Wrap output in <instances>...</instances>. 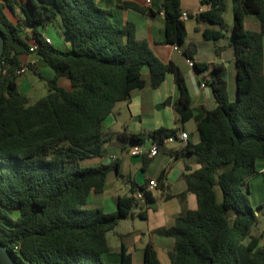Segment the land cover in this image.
<instances>
[{"label": "trees", "instance_id": "16d2710c", "mask_svg": "<svg viewBox=\"0 0 264 264\" xmlns=\"http://www.w3.org/2000/svg\"><path fill=\"white\" fill-rule=\"evenodd\" d=\"M199 2L209 8L189 17L217 26L203 29V39L223 38L225 0ZM163 4V43L181 46L187 30L179 18L180 0ZM231 4L234 99L228 95L224 67L193 61L194 42L182 51L197 71L210 68L207 83L216 106L200 108L198 142L185 147L199 164L184 175L197 206L156 230L173 239L169 264H264V228L257 234L258 215L247 196L248 180L260 173L256 163L264 160V0ZM8 12L18 16V22ZM248 16L256 20L257 29L245 26ZM19 20L31 26L36 52L55 72L46 81L47 93L33 102L16 83L20 57L30 53ZM54 22L70 41L69 48L56 49L42 39L39 29ZM0 33V243L18 264H131L123 245L118 263L105 262L111 251L107 233L133 213L138 192L145 201L152 200L151 192L135 185L128 195L116 198L114 212L87 208L88 196L103 190L117 161L94 165L86 160L104 157L112 134L105 132L103 122L115 105L128 102L133 89L158 88L167 73L178 91L176 120H189L193 112L183 74L176 63H163L146 40L138 39L132 24H114L110 11L95 0H0ZM58 76L69 80V90L56 84ZM174 133L158 128L151 138L160 147ZM115 136L133 145L146 139L142 132ZM138 215L146 217L145 212ZM142 254L143 264H161L150 243Z\"/></svg>", "mask_w": 264, "mask_h": 264}, {"label": "crops", "instance_id": "0c3cea01", "mask_svg": "<svg viewBox=\"0 0 264 264\" xmlns=\"http://www.w3.org/2000/svg\"><path fill=\"white\" fill-rule=\"evenodd\" d=\"M150 1V4L146 5L145 0H95L99 7L110 11V19L114 24L118 26H123L127 23L132 24L135 28L136 37L146 40L153 53L163 63L173 61L177 64L188 87L193 113L189 121L183 124L177 122L173 103L178 97V91L173 75L167 73L158 88L143 87L131 91L130 99L128 102H124V105L130 117L139 116L135 120L123 119L121 113L118 112V116L123 121L118 124V116L116 117L113 111L109 115V117H112L111 122L106 125L104 120V130L106 133L112 134V136L110 141L105 144L104 157L102 159H93L90 163L94 165L99 162L111 164L117 161V168L109 172L103 190L100 193L92 192L88 196L85 206L87 208H101L104 212L111 213L116 211V198L128 195L131 186L144 185L147 189L148 181L151 179H156L159 184L157 188L148 190L151 192L152 200H139L137 208L132 210L133 213L129 217L120 220L113 230L114 235L119 240V245L113 247L109 245L111 251L104 256V260L107 263L119 262L118 250L123 245L131 255V264H143V248L150 243L156 251L161 264H169L167 254L173 246V239L157 233L156 230L172 225L180 213L187 209L193 210L197 206L195 195L187 190L184 175L198 169L199 164L193 154L185 151V147L188 143L195 144L198 142L196 120L201 112L200 108L204 106L207 109H213L216 106V102L211 87L207 83L210 68L201 72L197 71L194 67L188 66L186 58L182 55L187 43L194 42L196 44L197 48L193 54V61L224 67L228 95L230 99L235 97V58L230 38L233 24L231 0H225L223 18L226 24V31L223 38L214 41L204 40L202 30L206 27L216 29L217 26L198 22L195 16H192L185 21V26L189 20H194L195 25L192 28L197 34L196 39L190 37L186 26V43L178 46L179 51L174 49V45L163 43L164 13L161 10L163 0ZM124 3H132L139 9L126 7ZM180 7L182 11L192 14L209 8L208 5L200 4L199 0H180ZM8 14L12 21L18 22V16L13 17L10 12ZM18 15H21L20 11ZM19 23L23 27L21 37L26 39L29 45H32L35 40L31 26L20 20ZM245 26L249 29L258 28L256 20L249 16L245 18ZM50 28H53L55 33H60L58 34L60 41L56 46L53 44V38L49 35ZM39 32L42 34V39L44 37L50 38V45L56 49L64 50L70 47V41L61 34L57 22L40 28ZM197 54L201 57H198ZM20 61L23 64H27L28 67L27 71L19 74L16 79L21 93L20 86L25 83L23 76L27 72L34 73L40 80L45 82L55 76L53 69L46 64L37 52L22 55ZM202 82L205 84L204 87L200 85ZM30 84L31 88L35 87L33 81ZM56 84L64 89H70V82L64 76H58ZM169 98H171V101L167 103ZM158 128L175 130L176 133L186 131L188 138L186 141L177 139L172 143L163 144L159 147L158 154L151 157L146 151L139 156L129 155L128 150L132 148L133 143L130 140L122 142L115 136L117 132L121 131H127L128 133L142 132L146 138L143 144L148 147L152 142L151 132ZM113 156H117L118 159L114 160ZM257 163L262 166L264 165V160H259ZM138 212H145L146 217H140ZM134 216L137 218L135 219ZM129 221L131 228L130 224H128ZM135 224L143 228H137ZM261 241H264V237ZM112 252H114V255L110 256Z\"/></svg>", "mask_w": 264, "mask_h": 264}, {"label": "rangeland", "instance_id": "374dc122", "mask_svg": "<svg viewBox=\"0 0 264 264\" xmlns=\"http://www.w3.org/2000/svg\"><path fill=\"white\" fill-rule=\"evenodd\" d=\"M195 25V22L193 19L189 20L186 23V26L188 27V31H189V35L192 39H196V33L193 31V26ZM49 35L53 38V44L56 46L60 39L58 34H60L59 32L54 31L53 28H50L49 31ZM186 41L183 42L181 44L185 45ZM198 56V54H197ZM201 57V56H198ZM23 80L25 81L24 84H22L20 86V89L22 91L23 94L26 95V97L28 98V100L30 102H33L37 99H39L40 97H43L48 90V87L46 85V82L44 80H40L39 77L37 75H35L32 72H27L24 76H23ZM34 82L35 87L33 86V88H31V84L30 82ZM33 84V85H34ZM123 106V107H122ZM121 113L122 118H126V119H132L135 120L137 117L139 116H134L133 118L130 117L129 112H127L126 106L124 105V102L117 104V106L115 107V109L113 110V113L115 114V116L117 117L118 114L117 113ZM165 112V111H163ZM112 117H107L105 119V124H109L111 122ZM189 121V120H187ZM123 121L120 119V117L118 116V124L122 123ZM192 122V121H191ZM93 159H87L86 163H90L92 162ZM257 168L259 169V163H256ZM248 185H249V194H247L248 196V201L249 204L254 208V210L256 211L257 215H258V228L256 230L257 234H259L261 232V230L264 228V179L262 174L258 173L255 174L254 176H252L249 180H248ZM263 206H260L262 205ZM134 218L136 219L137 217L134 216ZM130 224V228H131V223L129 221ZM135 227L139 228H143L142 226H136ZM145 228V227H144ZM147 234V233H146ZM108 236V241H109V245L111 247L115 246V245H119V240L117 239V237L114 235L113 231H110L107 233ZM114 251V250H113ZM114 255V252H112V254H110V256Z\"/></svg>", "mask_w": 264, "mask_h": 264}, {"label": "built area", "instance_id": "2783aa9c", "mask_svg": "<svg viewBox=\"0 0 264 264\" xmlns=\"http://www.w3.org/2000/svg\"><path fill=\"white\" fill-rule=\"evenodd\" d=\"M150 0H145V4L149 5L150 4ZM201 11H197L196 13H199ZM195 13V14H196ZM180 20L182 21H186L189 18V12L186 11H182L181 15H180ZM46 43L50 44L51 40L50 38H45ZM38 48V44L34 41L32 45H30L29 47V52L30 53H35L37 51ZM174 49L179 51V48L174 46ZM186 63L188 64L189 67H193V61L191 59H186ZM27 64H23L21 65V67L17 70L18 74H23L27 71ZM202 87L205 86V84L202 82L200 84ZM188 138V134L186 131H179L178 133H174L169 135L168 137H166L163 140L162 144H166V143H172L177 139H180L181 141H186ZM158 150H159V145L156 142H151L150 145L148 147L145 146V144H134L132 146V148H130L128 150L129 155L131 156H139L141 154H143L145 151L148 153L149 156L153 157L155 155L158 154ZM114 160H117L118 157L117 156H113ZM258 171L262 174H264V165L260 166ZM158 181L156 179H151L148 181V188L147 190H152L158 187ZM136 197L138 200H144L143 194L141 192H138L136 194Z\"/></svg>", "mask_w": 264, "mask_h": 264}, {"label": "water", "instance_id": "95a60500", "mask_svg": "<svg viewBox=\"0 0 264 264\" xmlns=\"http://www.w3.org/2000/svg\"><path fill=\"white\" fill-rule=\"evenodd\" d=\"M161 7L164 8L165 5L162 4ZM3 48H4V38H3L2 34L0 33V57H1V54L3 52ZM223 77H224V79H226V75H224ZM170 101H171V98H169L167 100V103L170 102ZM107 161H109V160H107ZM136 208H137V206L134 205L132 207V210H134ZM0 262H1V264H18L12 258V256L10 255V253L8 252L7 247L5 245H2L1 243H0Z\"/></svg>", "mask_w": 264, "mask_h": 264}]
</instances>
